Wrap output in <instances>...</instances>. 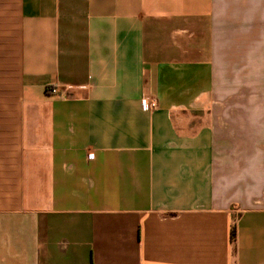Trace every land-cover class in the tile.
I'll list each match as a JSON object with an SVG mask.
<instances>
[{
	"label": "crops",
	"instance_id": "1",
	"mask_svg": "<svg viewBox=\"0 0 264 264\" xmlns=\"http://www.w3.org/2000/svg\"><path fill=\"white\" fill-rule=\"evenodd\" d=\"M0 264H264V0H0Z\"/></svg>",
	"mask_w": 264,
	"mask_h": 264
},
{
	"label": "built area",
	"instance_id": "2",
	"mask_svg": "<svg viewBox=\"0 0 264 264\" xmlns=\"http://www.w3.org/2000/svg\"><path fill=\"white\" fill-rule=\"evenodd\" d=\"M52 93H57V90H53ZM155 107H156V103L153 100L145 99L142 102V109L145 112H149V111L155 109Z\"/></svg>",
	"mask_w": 264,
	"mask_h": 264
}]
</instances>
